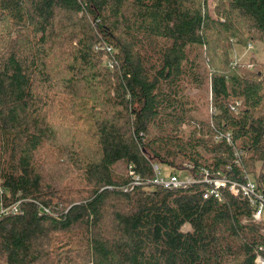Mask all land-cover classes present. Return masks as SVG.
<instances>
[{"label": "trees", "instance_id": "obj_1", "mask_svg": "<svg viewBox=\"0 0 264 264\" xmlns=\"http://www.w3.org/2000/svg\"><path fill=\"white\" fill-rule=\"evenodd\" d=\"M257 42L264 0H0V264H259L264 217L203 172L264 184ZM152 162L196 182L125 190Z\"/></svg>", "mask_w": 264, "mask_h": 264}, {"label": "built area", "instance_id": "obj_2", "mask_svg": "<svg viewBox=\"0 0 264 264\" xmlns=\"http://www.w3.org/2000/svg\"><path fill=\"white\" fill-rule=\"evenodd\" d=\"M214 7V6H213ZM105 49L108 52H111V47L106 46ZM239 104V103H237ZM232 107V106H231ZM230 135L227 134L226 138L231 142ZM163 166L159 162H152V169L154 170V177L150 181H143L142 177L139 174H136L133 166L129 167V175L131 177L130 183L127 184L125 190H132L136 186H145L146 188L152 187H164V188H188V186L196 182V176L193 174H187L185 177H180L176 173L171 171L166 172L163 169ZM168 168V167H167ZM169 170V168H168ZM205 175V181L208 182L211 186L206 188L205 197L214 195L218 200H223L222 191L227 190L235 196H242L246 198L250 204L254 207L252 220L253 222H262L264 217V184H260L254 176H248L244 181L232 180L224 174H216L211 176V172L208 169H203ZM148 184V186H147ZM17 203V211L21 208L19 205L21 202H15L8 207H1V209H6L7 211H13L14 205ZM11 209V210H10ZM7 212V214H17ZM2 212L0 215H7ZM258 250L262 251L263 247L260 246ZM256 262L259 264H264V257L262 254L258 253L256 257Z\"/></svg>", "mask_w": 264, "mask_h": 264}, {"label": "rangeland", "instance_id": "obj_3", "mask_svg": "<svg viewBox=\"0 0 264 264\" xmlns=\"http://www.w3.org/2000/svg\"><path fill=\"white\" fill-rule=\"evenodd\" d=\"M233 41L236 42L235 40H233ZM231 55H232L231 64H234V65L239 64V66H242V67L245 66V68H247V69H253V67H254L253 63L264 67V50H263V45L261 42H257L255 44L248 43L245 46L235 44V47L232 50ZM108 63L112 69L114 67H116V62L112 57L110 59H108ZM210 71H213V70L210 69ZM185 88H186L188 93L193 94L194 101L202 103V101L207 100V102L209 104L204 106L203 109H205V112H208L210 114V109L213 107L211 105V102H210V99H211L210 80L209 79L207 80V82L205 84V89H202V90L197 88L196 84L188 85ZM201 94L205 95L203 100H200ZM237 103L241 104V101L237 100ZM230 140H231V137H230ZM206 156H204V159L207 158ZM163 169L166 172L168 171V168L166 166H163ZM128 176H130V175H128ZM19 207H21V204L19 205ZM12 210L13 211L11 212V211H7L6 209H1L0 215L2 214V212L5 214H7V212L16 213L17 212V203L14 205ZM263 232H264V230H263Z\"/></svg>", "mask_w": 264, "mask_h": 264}, {"label": "bare ground", "instance_id": "obj_4", "mask_svg": "<svg viewBox=\"0 0 264 264\" xmlns=\"http://www.w3.org/2000/svg\"><path fill=\"white\" fill-rule=\"evenodd\" d=\"M101 44V43H100ZM110 45V44H109ZM100 46V45H99ZM98 46V47H99ZM105 47V46H104ZM114 51V50H113ZM113 53V52H112ZM114 56V55H113ZM111 58V57H110ZM109 57H108V59H110ZM106 62V61H105ZM113 70V69H112ZM201 178V177H200ZM199 184V183H198ZM208 184V183H207ZM209 185V184H208ZM205 186V185H204ZM207 187V186H206ZM209 187V186H208ZM212 196V195H211Z\"/></svg>", "mask_w": 264, "mask_h": 264}]
</instances>
